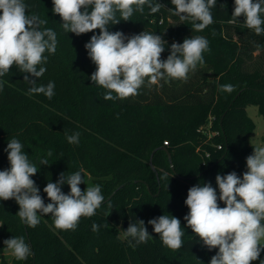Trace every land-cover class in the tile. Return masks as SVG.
<instances>
[{
    "label": "trees",
    "instance_id": "1",
    "mask_svg": "<svg viewBox=\"0 0 264 264\" xmlns=\"http://www.w3.org/2000/svg\"><path fill=\"white\" fill-rule=\"evenodd\" d=\"M25 2L29 14L48 21L42 28L57 33V50L45 52L48 59L42 66L47 71L37 79L38 85L54 82L55 94L51 99L30 95L31 85L15 65L0 77L5 82L0 91V170L10 166L4 149L16 138L39 169L31 178L45 204L50 202L43 192L49 181L81 170L86 184L80 188L86 189L89 182L99 185L105 201L94 216L81 217L74 231L56 229L51 214L42 216L35 228L28 227L16 215L19 205L14 199L0 201V264H8L4 240L20 236L33 255L14 264H210L218 249L202 246L186 226L183 218L189 209L184 201L197 184L211 183L219 195L217 174L235 171L242 178L247 170L246 157L256 147L250 141L256 124L247 108L257 107L264 118V34L248 29L242 16L228 23L234 0H217L211 10L214 23L200 32L191 21L172 14L171 0H152L163 5L157 13L151 14L145 5L143 13L134 12L129 21L110 25L109 30L126 36L143 31L161 35L167 41L162 59H167L173 42L203 36L209 41L204 63L197 64L186 82H146L137 96L112 101L105 100L106 90L90 79L96 66L85 44L99 30L80 36L65 33L60 16L52 12V0ZM226 84L233 86L232 92L219 90ZM210 116L212 134L201 129ZM76 132L79 143L70 144L65 134ZM44 157L48 166L40 164ZM62 191L67 194L69 186L64 184ZM163 214L181 220L184 235L178 252L165 247L147 223ZM139 220L145 222L150 239L137 244L124 238L123 224ZM93 223L100 226L98 231H93ZM261 260L264 251L252 264Z\"/></svg>",
    "mask_w": 264,
    "mask_h": 264
},
{
    "label": "clouds",
    "instance_id": "2",
    "mask_svg": "<svg viewBox=\"0 0 264 264\" xmlns=\"http://www.w3.org/2000/svg\"><path fill=\"white\" fill-rule=\"evenodd\" d=\"M52 12L60 16L65 33L76 36L99 30L85 44L88 56L96 66L91 81L105 89V100H124L135 97L147 84L157 85L161 80L187 81L188 74L203 64V53L209 50V41L203 36L185 38L182 43L173 42L167 59H162L167 41L161 35L143 31L126 36L122 31H110V25L129 21L134 12L143 13L147 5L151 14L163 6L152 0H52ZM172 14L181 21H191L192 28L203 31L214 23L212 9L217 0H171ZM25 0H0V77H4L15 65L24 73V81L31 87L28 93L53 97L55 84L38 85L47 71L45 52L55 54L57 33L44 27L48 21L35 13H28ZM119 14V18L117 16ZM264 0H234L230 24L244 18V25L264 34ZM30 76L36 79H30ZM4 81L0 80V91ZM220 91L232 92L231 84L221 85ZM66 135L70 144H78L80 133ZM9 167L0 170V201L14 199L19 205L16 215L28 227L35 228L42 216L51 214L56 229L76 230L81 217H92L101 207L105 197L99 185L87 186L82 171L65 176L61 173L56 182L49 181L43 189L49 203L45 204L40 189L31 178L37 174V166L30 161L22 143L12 138L6 149ZM47 152V157L52 156ZM47 157L40 164L48 166ZM247 170L241 176L235 171L217 174V188L211 183L197 184L189 188L184 201L189 209L184 216L186 226L209 251L218 249L210 264H252L264 251V147H255L246 157ZM165 178H167L165 176ZM70 191L65 194L62 186ZM219 202H223L224 207ZM153 232L163 245L177 250L183 245L181 220L175 216L160 215L148 220ZM93 223V231L99 230ZM107 227V225H105ZM124 238L131 237L137 244L146 243L150 234L143 220L130 223L123 231ZM6 249L18 261L33 255L23 236L4 240ZM264 264V260L260 261Z\"/></svg>",
    "mask_w": 264,
    "mask_h": 264
},
{
    "label": "rangeland",
    "instance_id": "3",
    "mask_svg": "<svg viewBox=\"0 0 264 264\" xmlns=\"http://www.w3.org/2000/svg\"><path fill=\"white\" fill-rule=\"evenodd\" d=\"M247 112H248L250 118L256 124V129H255L254 133L252 134L250 141L256 147H264V141H263L264 118L259 114L258 109L255 106L248 107ZM213 119L214 118L210 116L211 121L209 122L208 126L204 125V126H202L201 129H203L204 131H207L208 129H210L212 122H214ZM209 133L212 134L213 130L210 129ZM50 135L52 136V134H50ZM88 186H94V185L92 184V182H89ZM17 228H18V226H17ZM176 251L178 252V250H176ZM0 255L2 256V253ZM3 255H4V258L6 259V261L8 262V264H14L16 259L12 256L11 252L8 251L6 248L3 249Z\"/></svg>",
    "mask_w": 264,
    "mask_h": 264
},
{
    "label": "water",
    "instance_id": "4",
    "mask_svg": "<svg viewBox=\"0 0 264 264\" xmlns=\"http://www.w3.org/2000/svg\"><path fill=\"white\" fill-rule=\"evenodd\" d=\"M163 149L167 151V149H166V148H163ZM150 164H151L152 168H153V169H155V167H154V165H153V155H152V157H151ZM171 167H172V169H174V166H173V164H171ZM129 224H130V222H129V221H125V222H124V224H123V230H124V231H126V230H127V228H128V226H129Z\"/></svg>",
    "mask_w": 264,
    "mask_h": 264
},
{
    "label": "built area",
    "instance_id": "5",
    "mask_svg": "<svg viewBox=\"0 0 264 264\" xmlns=\"http://www.w3.org/2000/svg\"><path fill=\"white\" fill-rule=\"evenodd\" d=\"M164 145L168 146L169 145L168 141H165ZM219 149H222V146H219Z\"/></svg>",
    "mask_w": 264,
    "mask_h": 264
}]
</instances>
